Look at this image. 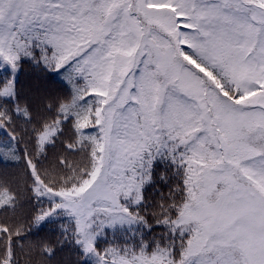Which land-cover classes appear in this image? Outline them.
<instances>
[{"label":"snow or ice","instance_id":"obj_1","mask_svg":"<svg viewBox=\"0 0 264 264\" xmlns=\"http://www.w3.org/2000/svg\"><path fill=\"white\" fill-rule=\"evenodd\" d=\"M0 264H264V0H0Z\"/></svg>","mask_w":264,"mask_h":264}]
</instances>
